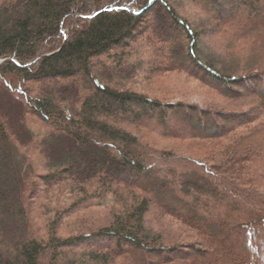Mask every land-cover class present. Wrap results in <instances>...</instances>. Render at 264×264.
Returning <instances> with one entry per match:
<instances>
[{
  "label": "trees",
  "instance_id": "16d2710c",
  "mask_svg": "<svg viewBox=\"0 0 264 264\" xmlns=\"http://www.w3.org/2000/svg\"><path fill=\"white\" fill-rule=\"evenodd\" d=\"M199 1L0 0V264H264V0ZM173 29L180 44L148 35ZM168 72L223 91L168 104L126 89ZM27 120L51 133L32 141L42 235ZM190 141L196 156L155 146Z\"/></svg>",
  "mask_w": 264,
  "mask_h": 264
},
{
  "label": "rangeland",
  "instance_id": "374dc122",
  "mask_svg": "<svg viewBox=\"0 0 264 264\" xmlns=\"http://www.w3.org/2000/svg\"><path fill=\"white\" fill-rule=\"evenodd\" d=\"M108 1L109 0H107V2ZM201 3L202 1L200 0L199 4L202 5ZM193 13L196 15L197 12L194 11ZM192 16L194 17L193 19L194 22L202 26H205L204 30H208L211 27L210 25H209L210 26L209 28L206 27L208 25V22L206 23V21H208L207 17L198 16V15L196 16L192 15ZM227 17L228 16L226 14L223 18H227ZM164 27L168 28V25H164ZM153 31L151 32L152 34L148 32V35L150 34V36L152 35V37L154 36L156 38H162L166 41L174 40L175 42L180 44L179 38L175 36L176 35L175 29L168 30L167 33H164L162 30L158 32L156 31L154 33ZM210 37H212V35H210ZM208 38H209V35L207 34L203 35L200 38V41L198 44L200 48H205L208 46L207 45ZM211 45H212V41H211ZM173 66L174 67L177 66L176 63L171 64L169 63L168 59H165L159 63V67L162 70H165ZM181 68L184 71L190 72V70H188L183 65H181ZM190 73L194 74L195 76H198V74L194 72H190ZM185 76L182 73L168 72V73H164V75L158 77L156 80L148 84V85L154 86L152 87V89H150L149 87H144L140 85L139 84L140 82H137L136 84H134L138 86H134V87L128 86L126 89H129L130 91H133L136 93H141L143 95H146L150 99L159 100L161 102L168 103V104L169 103L207 104L211 102V99H214L212 97H213V93L215 92V90H218L219 92L223 91L222 86L212 87L214 85L208 83L207 80L199 82V81L193 80V78H187V76L186 77ZM144 85H147V84L144 83ZM248 85H249L248 87H251L253 84H248ZM253 92L255 93L256 91H253ZM112 105L116 107L114 104ZM27 121H28V124H27L28 128H26L27 129L26 134H25L26 138L24 139L26 143L32 142V141H39L40 139L44 138V136H48L51 134L48 132L49 130L45 129L44 126L40 125L39 122L34 123V122H31L30 120H27ZM144 124L150 125V126H155V125L157 126L156 121H154L153 123L152 122L149 123L148 121H146ZM184 130H187L193 133H198V131H196V127H194V125L192 124L188 125L187 128H185ZM33 143L34 142H32L31 144L29 143L27 148L25 147L21 150L22 156L20 160H21V165L23 164V167H24V179H26V184L29 187L26 193H27L28 205L31 209V211L29 212L32 213V214L29 213V217H31L30 223H31V226L34 228L35 232L38 233L39 235H42L40 232L42 229L41 220L44 221V219L47 216V213L51 210L49 209V206H48L49 203L46 202V200L44 201V198L46 196L41 194L44 188L42 186V181L37 180V175L38 177H43L45 175H48V172H46L47 170L42 169L45 167L36 166L38 152H37V149L32 147ZM201 143H205V142H200V141H190V142H185V143L162 142L159 146L157 144L155 146L165 147V148L175 147L178 149V152L181 155L189 156L193 154L194 156H196L198 154V149L192 147V149H190L191 151L189 150V154L187 150L189 147H191V145H202ZM28 160H30V162H28ZM36 172H38L37 175H35ZM38 197L40 198L39 201L36 200ZM155 200L158 204H162L164 202L163 197L156 196ZM170 207L173 209H178V210L179 209L185 210V211L187 210L186 207H178L176 205H170ZM36 213L40 215V219H41L40 222H38L37 220ZM85 214L94 215V216L99 217V216H102L103 210L101 209L88 210L85 212ZM51 218H53V216ZM99 225H105L104 221L103 222L100 221ZM219 263H222V262H219Z\"/></svg>",
  "mask_w": 264,
  "mask_h": 264
},
{
  "label": "water",
  "instance_id": "95a60500",
  "mask_svg": "<svg viewBox=\"0 0 264 264\" xmlns=\"http://www.w3.org/2000/svg\"><path fill=\"white\" fill-rule=\"evenodd\" d=\"M3 61V60H2ZM2 61H0V62H2Z\"/></svg>",
  "mask_w": 264,
  "mask_h": 264
}]
</instances>
